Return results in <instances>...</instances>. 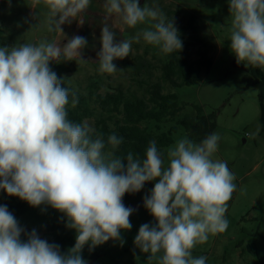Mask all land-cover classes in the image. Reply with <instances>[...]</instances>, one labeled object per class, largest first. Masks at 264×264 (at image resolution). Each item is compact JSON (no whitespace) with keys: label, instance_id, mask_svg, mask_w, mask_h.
Here are the masks:
<instances>
[{"label":"clouds","instance_id":"9594fccd","mask_svg":"<svg viewBox=\"0 0 264 264\" xmlns=\"http://www.w3.org/2000/svg\"><path fill=\"white\" fill-rule=\"evenodd\" d=\"M41 3L48 9L47 31L64 39L61 26L73 19L83 24L90 0H30L29 6ZM104 7L106 19L115 14L128 28L146 22L151 27L117 41L105 23L97 53L101 73L116 72L113 61L128 57L141 39L165 54L182 50L173 18L158 8L141 7L139 0H106ZM229 11L230 49L237 63L264 70V0H229ZM86 47L79 35L62 46L41 40L0 47V189L32 207L47 205L63 213L66 227L76 231L74 247L62 254L58 244L35 229L26 232L0 205V264H88L81 255L85 245L94 249L118 240L123 246L121 231L131 229L134 212L123 197L140 192L147 182L154 187L143 204L156 223L140 226L135 245L158 264H206V257L192 256V249L228 228L225 214L237 190L227 162L212 158L220 135L199 143L185 135L163 151L152 140L143 158L131 151L116 156L123 137L113 133L105 142L87 122L70 121L69 96L72 107L78 97L49 66L86 61Z\"/></svg>","mask_w":264,"mask_h":264},{"label":"rangeland","instance_id":"374dc122","mask_svg":"<svg viewBox=\"0 0 264 264\" xmlns=\"http://www.w3.org/2000/svg\"><path fill=\"white\" fill-rule=\"evenodd\" d=\"M29 4L30 0H11L10 4L9 0H0V47L38 44L41 40H55L61 46L67 43L69 31L63 30L64 39L58 32L47 31V7L41 3L33 9ZM139 4L158 8L168 20L173 18L175 27L185 26L189 17L195 16L199 24L198 36L205 35L212 47V65L209 71L202 72L200 82L179 88L163 84L164 93H175L181 108L174 119L164 124L165 129L177 127L172 144L178 138L188 136L176 121L194 116V106H200L205 116H215L212 133L221 137L212 158L227 162L236 178L237 190L232 194L225 214L228 228L210 235L205 243L197 244L192 249V256L206 257V264H264V130L259 122V92L245 85L244 79L250 76L251 68L243 62L237 63L230 49L232 18L229 0H139ZM107 16L106 9L92 7L83 14L84 23L76 31H70L86 38L87 47L83 50L86 61H53L49 66L74 92H85L90 81L96 80L103 82L102 92L107 86L121 87L141 96L148 86L160 81L161 66L169 54L141 39L139 43L133 42L128 57L114 60L116 72L101 73L97 53L102 47L101 29L105 23L115 33L117 41L130 39L137 32L151 27V22H146L128 28L115 14L106 19ZM114 17L116 21H113ZM189 35L191 31H186L182 38L187 40ZM186 53L183 47L179 56ZM187 55L189 61L196 60V47L190 48ZM84 122L93 127V119ZM153 187L143 188L127 203L134 212L129 218L131 229L121 231L123 246L120 241L112 240L100 256L85 259L88 264H158L157 258L149 260V254L141 252L134 243L142 224L156 223L143 204V197L150 194ZM4 203L16 209L11 213L26 232L35 229L40 237L47 236L40 232L44 226L59 221L64 215L50 206L32 207L18 197L11 199L0 193V205ZM18 204L23 205L22 213L17 212ZM160 255L158 253L157 257Z\"/></svg>","mask_w":264,"mask_h":264},{"label":"trees","instance_id":"16d2710c","mask_svg":"<svg viewBox=\"0 0 264 264\" xmlns=\"http://www.w3.org/2000/svg\"><path fill=\"white\" fill-rule=\"evenodd\" d=\"M183 47L187 51L182 57L180 51L170 53L167 60L161 66L160 81L151 84L145 89L141 96L121 87H106L102 92L103 82L90 81L85 92H75L78 97V104L72 107V96H69V104L66 106L68 119L73 123H84L86 119H93V128L96 133L102 134L105 142L107 137L115 133L118 137H123L122 144L115 152L116 156L126 157L128 152L144 157L150 141L155 140L158 148L162 151L173 143V133L176 126L164 128V124L174 119L181 108L177 102L175 93H164V83H168L173 88L190 87L201 81L202 72L209 71L212 65L211 43L206 36H198L199 24L197 18L191 15L185 26L177 25ZM186 31H191L187 40L182 38ZM196 47L197 59L188 60L190 48ZM114 62V61H113ZM251 74L244 79L247 87H254L258 90L260 116L259 122L264 130V71L260 68L251 67ZM65 86V85H64ZM67 87V86H65ZM72 91L70 87H67ZM194 116H185L176 121V125L184 128L188 138L199 143L210 135L215 127V116H205L200 106H194ZM154 185L147 182L144 188ZM0 193L9 196L4 190ZM139 193V192H138ZM138 193H126L123 203H127L135 198ZM10 212L16 209L6 203ZM23 205H17V212L22 213ZM67 218H62L51 224L44 226L40 232L47 236L41 237L49 243L60 246L61 253H66L75 245L76 231L66 227ZM106 243L90 249L85 245L82 250L83 259H95L105 250Z\"/></svg>","mask_w":264,"mask_h":264},{"label":"crops","instance_id":"0c3cea01","mask_svg":"<svg viewBox=\"0 0 264 264\" xmlns=\"http://www.w3.org/2000/svg\"><path fill=\"white\" fill-rule=\"evenodd\" d=\"M104 5L105 4L103 3V0H97V1H95V3L92 0H90V4H89L88 9H92V7H93V9H105ZM116 20L117 19L114 17L113 21H116ZM66 26H68V28H66ZM78 26H81V24L77 20L73 19L71 21V23H65L64 25H62V30L69 31L68 33H69V39H70L73 36H75V34L71 33L70 31H76ZM59 35H60V33H59Z\"/></svg>","mask_w":264,"mask_h":264}]
</instances>
